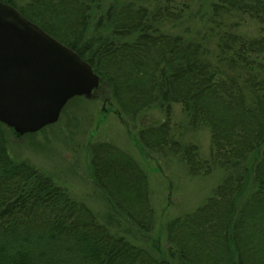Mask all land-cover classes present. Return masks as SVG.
<instances>
[{"label": "trees", "instance_id": "trees-1", "mask_svg": "<svg viewBox=\"0 0 264 264\" xmlns=\"http://www.w3.org/2000/svg\"><path fill=\"white\" fill-rule=\"evenodd\" d=\"M1 1L87 61L99 75L93 92L107 88L132 117L164 112L138 129L143 152L172 151L192 175L225 172L201 205L166 223L168 259L113 232L46 172L12 159L14 131L0 122V264H264V0H210L194 38L159 25L188 15L195 0H115L103 11L102 0ZM247 20L257 35L236 30ZM90 27L99 34L85 38ZM173 103L189 127L209 130L208 158L170 136ZM88 149L97 186L147 233L154 214L138 161L109 141Z\"/></svg>", "mask_w": 264, "mask_h": 264}, {"label": "rangeland", "instance_id": "rangeland-1", "mask_svg": "<svg viewBox=\"0 0 264 264\" xmlns=\"http://www.w3.org/2000/svg\"><path fill=\"white\" fill-rule=\"evenodd\" d=\"M13 1L21 6L29 0ZM113 1L115 0H102L100 11ZM133 1L149 6V0ZM209 2L210 0H195L188 15L177 21L162 23L159 28L187 38L199 36L206 26ZM96 18H93V23ZM236 30L249 36L258 34L256 22L250 20ZM96 34L99 33L90 27L84 37ZM130 37L133 38L134 35ZM164 119L165 114L158 107L148 108L132 117L121 110L107 88H102L93 92L90 97L71 98L56 122L34 133L19 136L9 130L7 147L12 159L26 160L49 174L72 198L87 205L100 221L110 223L108 225L113 232L124 235L153 254L168 258L170 243L165 231L166 223L201 205L222 180L225 170L215 167L209 174L192 175L180 155L172 151L143 152L135 138L138 129L142 125L159 123ZM188 123L181 105L173 103L170 136L181 144H195L199 156L208 158L209 130L205 127H189ZM93 141H109L115 144L137 160L145 171L154 214L152 228L147 233L140 231L114 209L111 200L97 186L88 149V144ZM108 216L114 217V221ZM171 261L172 264H178L176 259Z\"/></svg>", "mask_w": 264, "mask_h": 264}, {"label": "water", "instance_id": "water-1", "mask_svg": "<svg viewBox=\"0 0 264 264\" xmlns=\"http://www.w3.org/2000/svg\"><path fill=\"white\" fill-rule=\"evenodd\" d=\"M99 75L13 5L0 0V122L16 135L58 120L75 96L90 97Z\"/></svg>", "mask_w": 264, "mask_h": 264}]
</instances>
